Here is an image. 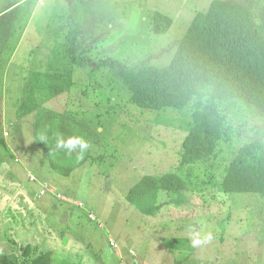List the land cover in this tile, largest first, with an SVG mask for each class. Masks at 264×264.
Masks as SVG:
<instances>
[{
    "label": "rangeland",
    "instance_id": "obj_1",
    "mask_svg": "<svg viewBox=\"0 0 264 264\" xmlns=\"http://www.w3.org/2000/svg\"><path fill=\"white\" fill-rule=\"evenodd\" d=\"M211 1L0 0V252L20 264L46 251L52 264H173L178 258L183 264H264V197L220 186L239 148L264 140L258 111L232 118L233 141L200 163L208 183L199 190L184 191L181 201L157 192L161 207L153 214L127 197L144 176L180 168L191 109L134 105L121 71L168 65L194 15ZM231 1L248 7L264 30V0ZM155 11L173 17L164 34L152 31ZM68 35L84 65L64 56ZM71 68V88L50 91V73ZM33 81L46 85L36 92L39 107L20 117ZM41 112L54 128L44 145L35 137ZM60 115L97 140L91 158L69 175L53 169L49 158L51 150L82 151ZM194 239L201 243L193 245Z\"/></svg>",
    "mask_w": 264,
    "mask_h": 264
},
{
    "label": "trees",
    "instance_id": "obj_2",
    "mask_svg": "<svg viewBox=\"0 0 264 264\" xmlns=\"http://www.w3.org/2000/svg\"><path fill=\"white\" fill-rule=\"evenodd\" d=\"M172 23L170 16L155 11L152 31L164 34ZM74 31L78 32L79 27ZM66 38L64 56L69 57L72 64L84 65L87 60L79 55L75 37L68 35ZM50 74L51 81L47 86L54 94L71 88L72 68ZM121 78L123 86L131 93V102L140 108L191 109L180 168L158 176L146 175L128 192L131 203L143 213L153 214L161 207L157 204V192L174 193V200L181 201L184 191L199 190L208 183L200 172V163L215 157L222 143L233 141L236 133L234 116L238 117L244 110L258 111L264 116V30L255 24L251 10L245 5L213 0L206 10L196 13L168 65L123 69ZM45 86L31 82L18 116H26L39 107L36 92ZM42 112L35 124V137L40 145L51 139L54 129L49 123L50 116ZM60 120L76 135L82 149L79 154L49 152L52 168L69 175L91 158V146L97 140L96 135L81 127L79 122L63 115ZM220 186L226 193H255L264 197L263 139H252L239 148L225 167ZM29 248L24 252L25 256L30 255ZM52 258V251L41 252L31 263L52 264ZM184 260L178 258L173 264H183ZM0 264L20 263L0 252Z\"/></svg>",
    "mask_w": 264,
    "mask_h": 264
},
{
    "label": "clouds",
    "instance_id": "obj_3",
    "mask_svg": "<svg viewBox=\"0 0 264 264\" xmlns=\"http://www.w3.org/2000/svg\"><path fill=\"white\" fill-rule=\"evenodd\" d=\"M69 143H72V141L70 140ZM82 147H87V144H82ZM208 239H211V237H208ZM200 243H201V241L199 239H194L193 240V245H198Z\"/></svg>",
    "mask_w": 264,
    "mask_h": 264
},
{
    "label": "crops",
    "instance_id": "obj_4",
    "mask_svg": "<svg viewBox=\"0 0 264 264\" xmlns=\"http://www.w3.org/2000/svg\"><path fill=\"white\" fill-rule=\"evenodd\" d=\"M184 1L186 2V1H188V0H184ZM212 1H213V0H212ZM212 1H211V2H212ZM230 1H231V0H230ZM195 15H196V14H195ZM195 15H194V17H195ZM194 17H193V18H194ZM172 18H173V17H172ZM192 20H193V19H192ZM192 20L190 21L189 25L191 24ZM188 27H189V26H188ZM187 29H188V28H187ZM186 31H187V30H186Z\"/></svg>",
    "mask_w": 264,
    "mask_h": 264
},
{
    "label": "built area",
    "instance_id": "obj_5",
    "mask_svg": "<svg viewBox=\"0 0 264 264\" xmlns=\"http://www.w3.org/2000/svg\"><path fill=\"white\" fill-rule=\"evenodd\" d=\"M112 244H114V243L112 242Z\"/></svg>",
    "mask_w": 264,
    "mask_h": 264
}]
</instances>
